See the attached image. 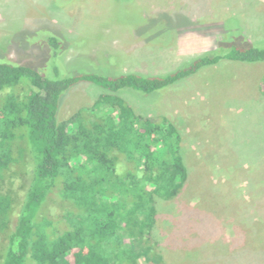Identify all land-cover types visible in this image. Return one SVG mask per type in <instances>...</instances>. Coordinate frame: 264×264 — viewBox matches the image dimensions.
Segmentation results:
<instances>
[{"label":"rangeland","instance_id":"obj_1","mask_svg":"<svg viewBox=\"0 0 264 264\" xmlns=\"http://www.w3.org/2000/svg\"><path fill=\"white\" fill-rule=\"evenodd\" d=\"M232 35L264 43V0H0V62L49 79L162 75ZM104 93L74 83L58 121ZM118 95L182 138L187 186L155 204L162 264H264V63L223 61L149 94Z\"/></svg>","mask_w":264,"mask_h":264},{"label":"trees","instance_id":"obj_2","mask_svg":"<svg viewBox=\"0 0 264 264\" xmlns=\"http://www.w3.org/2000/svg\"><path fill=\"white\" fill-rule=\"evenodd\" d=\"M223 61L264 63V43L225 36L162 75L49 79L0 62V264H162L155 204L187 186L182 138L118 92L149 94ZM78 81L105 93L58 121L59 98Z\"/></svg>","mask_w":264,"mask_h":264}]
</instances>
